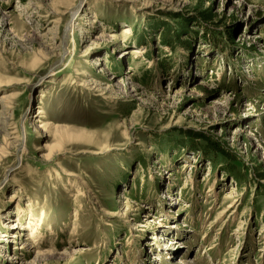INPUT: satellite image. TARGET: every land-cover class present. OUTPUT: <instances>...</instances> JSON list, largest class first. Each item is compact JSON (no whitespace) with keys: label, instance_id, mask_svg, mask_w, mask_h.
Here are the masks:
<instances>
[{"label":"rangeland","instance_id":"rangeland-1","mask_svg":"<svg viewBox=\"0 0 264 264\" xmlns=\"http://www.w3.org/2000/svg\"><path fill=\"white\" fill-rule=\"evenodd\" d=\"M2 97L23 264H264V0H0Z\"/></svg>","mask_w":264,"mask_h":264},{"label":"bare ground","instance_id":"bare-ground-1","mask_svg":"<svg viewBox=\"0 0 264 264\" xmlns=\"http://www.w3.org/2000/svg\"><path fill=\"white\" fill-rule=\"evenodd\" d=\"M81 31V30H80ZM52 39V38H51ZM96 39V38H95ZM57 51H58V54L61 58L62 54H63V41H60L58 46H57ZM131 54H136L138 55L139 51L137 50H131L130 52ZM101 59L99 57H95L92 59V65L93 66H97L99 68L100 64L99 62ZM92 83V82H91ZM94 83V82H93ZM89 84V82H88ZM95 85V84H94ZM2 109L0 111V136L1 135H4V136H7V137H10L11 135L13 134H7L5 135L7 132H8V119H5V116H6V111L7 109H10L8 108V98L7 97H2ZM40 115H42V112H38L36 116H34V121L32 123V128H34V131H38V132H45V128L44 126H36L35 124L38 123V124H41V122L39 121V119H42L40 117ZM8 120V121H7ZM12 138V137H11ZM9 138V139H11ZM15 138V137H13ZM87 139V138H86ZM15 140H18V138H16ZM17 144V143H15ZM21 147H23L22 143H19L17 144L16 146H14L13 148H15L16 150L20 149ZM15 197H12V200H14ZM16 208L14 209V215H16V221L15 222H12L11 226L9 227L10 230H7L4 232V235L3 236H0V237H3L4 238V242H2L1 246H3L4 249H8L9 251H15L13 252L12 254V257L10 258V260H7V261H4L2 262V264H23L22 263V260H23V255L20 254V252H18L20 248H17V247H14L12 249H10L9 247H7V243L9 245V243L13 244L14 246H16L17 244H15V242L20 238L22 237V234L24 232H26L27 230H29V228L33 225V222H28L27 225H21L19 224V221H20V217L22 215V210H21V206H20V203H16L14 205ZM9 217V216H8ZM7 218V217H6ZM9 218H13V217H9ZM31 223V224H30ZM10 225V224H9ZM34 235V232L32 234H30V236L32 237ZM10 240H9V239ZM34 238V237H33ZM20 244V243H19ZM36 256H35V259L34 261L31 263V264H35L40 258H44L48 255V257L50 256V254H47V255H44V254H40L38 251L36 252ZM47 257V258H48ZM60 258V257H59ZM46 259V258H45ZM52 259V257L50 258ZM180 264H186L184 262H179Z\"/></svg>","mask_w":264,"mask_h":264},{"label":"trees","instance_id":"trees-1","mask_svg":"<svg viewBox=\"0 0 264 264\" xmlns=\"http://www.w3.org/2000/svg\"><path fill=\"white\" fill-rule=\"evenodd\" d=\"M162 43L163 44H169V41L167 40V38H166V35H165V33H164V35L162 36ZM169 46V45H168ZM203 140H204V142H206V144H207V148L209 147V143H208V139H206V138H202ZM207 148H205V149H207ZM204 152H205V154H208L207 153V150H204ZM226 156V155H225ZM232 171H234V169L232 168V170H231V172ZM228 171L226 170V171H224V175H225V173H227Z\"/></svg>","mask_w":264,"mask_h":264}]
</instances>
